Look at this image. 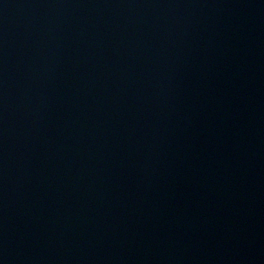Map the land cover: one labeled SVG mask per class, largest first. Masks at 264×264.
Here are the masks:
<instances>
[{"label": "water", "instance_id": "1", "mask_svg": "<svg viewBox=\"0 0 264 264\" xmlns=\"http://www.w3.org/2000/svg\"><path fill=\"white\" fill-rule=\"evenodd\" d=\"M0 264H264V0H0Z\"/></svg>", "mask_w": 264, "mask_h": 264}]
</instances>
